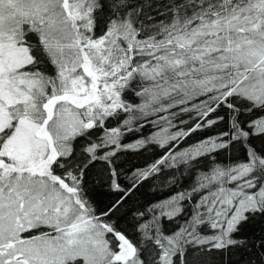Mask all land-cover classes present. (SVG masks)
Here are the masks:
<instances>
[{
  "label": "snow or ice",
  "instance_id": "snow-or-ice-1",
  "mask_svg": "<svg viewBox=\"0 0 264 264\" xmlns=\"http://www.w3.org/2000/svg\"><path fill=\"white\" fill-rule=\"evenodd\" d=\"M0 264H264V0H0Z\"/></svg>",
  "mask_w": 264,
  "mask_h": 264
}]
</instances>
